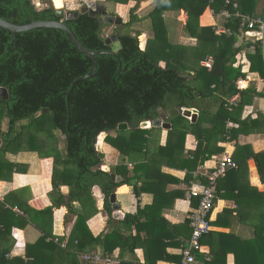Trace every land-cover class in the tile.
<instances>
[{
	"label": "trees",
	"instance_id": "16d2710c",
	"mask_svg": "<svg viewBox=\"0 0 264 264\" xmlns=\"http://www.w3.org/2000/svg\"><path fill=\"white\" fill-rule=\"evenodd\" d=\"M109 1L125 8L133 7L129 13L124 7L112 14L96 10L91 15L88 10L80 12L77 18L65 19L56 15L50 0H40L41 7L33 0H0L2 19L18 25L38 20H62L84 47L106 52L96 56L94 76L74 84L67 106L66 94L76 78L90 72V58L82 54L60 29L39 27L18 32L10 45L13 33L0 28V88L8 92L7 99L0 98V111L3 110V114L8 117V130L0 134L3 135V141L7 143L15 139L14 131L20 121L32 126L41 125L43 118H48L49 132L58 131L64 136L62 152L58 151L55 162L65 170L70 166L73 172H62L66 178L63 175L58 182L52 178L54 188L68 185V193H60L52 208L39 211L36 215L29 209H24L23 215H18L0 201V224L6 227L5 231L0 232V264L43 263L48 245L52 242L47 241L51 232H44L34 244L28 246L24 257L10 256L12 227L24 226L28 219L32 220L35 216H51L52 209L62 205L67 208V213H74L75 202L78 203L77 217L67 246L84 250L88 244L87 236L94 243L99 242L100 238H94L86 226V221L98 212L92 188L99 186L104 195V211L111 216L113 209L110 195L120 184L129 182L126 173L121 171L125 169L122 164L110 171L99 168L102 160L96 150V142L101 133H106L104 141L117 148L122 158L135 161L134 173L138 174L147 154H141L142 157L134 154L143 149L148 150L152 131L158 137L161 133L160 128L142 129L140 124L159 119L164 114L171 128L167 131L166 148L158 149L173 155L177 147L183 151L188 133L194 135L197 144L195 150L189 152L192 159H182L183 166L191 172L210 156L212 139H228L232 129H227V121H236L234 113L241 112L245 105V94L249 89H237L236 80L244 74L239 67H233L236 55L242 49L237 46L238 37L245 35V30L240 28L239 19L232 16L225 23L230 34L218 35L212 26L200 24V16L207 8L214 15L223 9L231 13L238 11L256 15L260 11L257 8L259 0H235L237 8L226 0H153L151 10L143 17L138 15L137 10L144 0ZM181 10L187 13L184 32L196 40L195 46H184L169 40L164 14ZM106 15H118L122 19V23L115 25L112 32L118 43L115 51L117 58L110 53L111 43H106L109 37L104 34L107 24L103 22V17ZM144 20H148L152 36L146 40L144 48H140L142 31L134 29V26ZM249 46L253 47V52L246 53L250 62L249 70L263 71L261 42L252 41L247 44ZM208 56L213 59L210 69L200 65V61ZM160 62H164V66ZM235 95L239 96V100L233 102L235 112L232 113L227 106L228 100ZM44 108H48L49 112L37 115ZM184 108L198 110L196 122L182 115ZM120 123H127L128 128L118 129ZM21 129L22 126L20 132ZM111 132L116 134L112 136ZM173 138L180 139L181 143L173 142ZM0 151L5 152V146ZM252 155L264 181L261 160L264 153ZM113 171L121 174L123 179L113 181ZM139 179L143 186L145 180ZM205 184L206 179L201 186ZM142 186L139 189L134 187V192L139 194ZM217 189L218 182L216 193ZM66 197L69 198L67 202ZM131 218L134 216H125L126 220ZM108 236L112 237L114 233L105 234V237ZM252 239L251 246L257 252L260 249L259 254L264 258V224L257 229Z\"/></svg>",
	"mask_w": 264,
	"mask_h": 264
},
{
	"label": "crops",
	"instance_id": "0c3cea01",
	"mask_svg": "<svg viewBox=\"0 0 264 264\" xmlns=\"http://www.w3.org/2000/svg\"><path fill=\"white\" fill-rule=\"evenodd\" d=\"M91 1H95V4L90 2L92 8L89 6L93 11H101L98 6L100 1L109 4L105 10L109 9L116 13L119 12L121 5L109 0ZM63 2L65 7L67 1L63 0ZM140 4L143 5L140 7H145L142 14H139L143 17L151 10L153 0H146ZM73 5L72 1L71 6L67 7L68 10L76 11ZM258 5L257 8L261 10V16L264 18V0H259ZM181 11H168L164 14L169 40L172 43H175L171 40L172 20L167 17L169 13L174 12L175 20L179 22L177 16ZM141 22L148 23V20L139 23ZM185 22L179 23L184 26ZM200 24L213 27L217 24L220 28L225 27L224 19L219 14L214 16L210 8L200 16ZM134 29L138 30L136 26ZM147 32L148 30L143 29L139 37L140 40L145 37L144 46L150 33ZM251 39L243 34L239 35L237 46H241L242 49L233 63V67H239L244 74L236 80L237 89H249L245 94V105L241 112L234 113L233 102L239 100V96L235 95L228 100L227 109L236 117V121H227V129H232V133L227 136L226 141L212 139L209 146L210 156L199 163L196 169L189 172L182 162L186 157L192 159L189 152L194 151L197 144L194 135L188 133L183 151L177 147L173 155L171 152H161L158 149V147L166 148L167 131L171 128V123L166 118L163 119L165 126L155 127L161 129L160 137L152 131L148 150L143 149L134 154L139 157L143 156L141 154H147V158L137 171L138 174L134 173L135 161L127 157L122 158L117 148L104 141L106 133L103 132L101 140V134L97 139L100 145L96 142V150L103 155L99 168L107 167L110 171L118 164H122L125 169L121 171L126 173L129 182L120 184L116 188L115 202L119 204V209L116 210L112 206L111 216L104 211V195L99 186L95 185L92 188L98 212L86 221V226L94 238H100L99 242L94 243L87 236L88 244L84 250L67 246L77 217L78 203L75 202L74 213H67V208L62 205L53 208L51 216L48 214L35 216L32 220L28 219L24 226L12 227L10 256L24 257L28 246L34 244L44 232H51L47 241L52 242L49 243L47 255L41 264H179L181 251L191 233L189 216L197 207L199 200V196H192L190 192L192 189L199 191L204 184V174L210 172L218 160L229 154L237 167L228 170L224 177L218 179L217 196L210 216L212 228L201 238V250L192 264H264V258L259 254L260 249L257 252L251 246V240L256 236L257 229L264 224V181L259 175L252 155L257 152L264 153V70L261 72L249 70L250 62L246 53L253 52L252 46L247 47L249 42L254 41ZM177 44L195 46L196 40L187 36L185 43ZM140 48H142L141 41ZM206 59L200 61L201 66H204L203 62ZM238 81L241 82V87L238 86ZM185 109L190 110L189 115H183ZM182 115L189 121L196 122L199 112L194 108H184ZM20 122L14 131L15 139L6 143V140L3 141V135H0V149L3 146L6 148L5 152L0 151V201L18 215H23L24 209H29L33 215H36L39 211L52 208L54 200L60 193L64 195L68 193V185L54 188L52 178L58 182L63 175L64 179L66 178L62 172H73L70 166L65 170L54 159L57 153L62 152L63 135L58 131H52L53 133L48 134L47 138L39 129L34 136L40 137V140L37 142L32 140L28 145L17 144L22 138ZM152 127L154 126L142 129ZM7 130L8 117L2 110L0 134ZM115 134L111 132L112 136ZM172 141L181 143L180 139L176 138ZM261 160L264 171V158ZM102 170L106 171V169ZM111 173L116 176V180L113 181L118 182L123 179L116 171ZM139 178L145 180L143 186ZM141 186L139 194H136L134 187L139 189ZM68 200L69 198L66 197L65 202ZM126 215L134 218L126 220ZM2 230L5 231L6 227L0 224V232ZM110 232H113L114 236L105 237V234ZM87 252H97L102 257H110L111 260L109 262L83 260L82 254Z\"/></svg>",
	"mask_w": 264,
	"mask_h": 264
},
{
	"label": "built area",
	"instance_id": "2783aa9c",
	"mask_svg": "<svg viewBox=\"0 0 264 264\" xmlns=\"http://www.w3.org/2000/svg\"><path fill=\"white\" fill-rule=\"evenodd\" d=\"M227 3H233V7L237 8L235 0H226ZM212 11V10H211ZM213 14V12H212ZM214 15V14H213ZM218 15V14H217ZM219 15L224 19L225 23L232 16L236 17L240 21V28L245 30V35L253 34L255 36L254 41H260L262 47H264V18L260 15H249L243 14L238 11L231 13L227 9H223L219 12ZM216 16V15H214ZM179 22H185L187 20V15L185 12L181 11L177 16ZM213 27V26H212ZM216 34L228 33L230 30L226 27L220 28L217 24L213 27ZM213 63L212 58H207L203 65L207 68H211ZM240 81H238V86L241 87ZM237 164L234 162L232 156L226 154L220 160L217 161L216 165L210 172L204 174L206 179V184L201 186L199 191L192 189L190 194L192 196H199L198 205L192 211L189 216V224L191 227V233L189 239L187 240L185 246L181 251V260L179 264H192L196 260L198 252L201 250V238L207 234L211 228V212L214 207V202L216 199V186L218 179L223 177L228 170L236 168ZM82 259L86 261L94 262H109L110 257H102L97 252H87L82 254Z\"/></svg>",
	"mask_w": 264,
	"mask_h": 264
},
{
	"label": "water",
	"instance_id": "95a60500",
	"mask_svg": "<svg viewBox=\"0 0 264 264\" xmlns=\"http://www.w3.org/2000/svg\"><path fill=\"white\" fill-rule=\"evenodd\" d=\"M51 3H52L53 7L56 10V15L57 16H63L65 19L77 18L79 16L80 12L88 11V9H83V10H79V11L65 10L64 2L59 7L54 5L53 0H51ZM94 12L95 11H93V10H89V13L91 15H94ZM103 22L105 24L120 25L122 23V19L119 16H117V15H113V16L106 15V16L103 17ZM39 27L55 28V29L62 30L68 36V38L71 40V42L74 44V46L82 54H84L87 57H89L90 60L92 61V66H91L90 72L88 74H86V75H83V76H80V77L76 78L73 81V83L71 84V87H70V89L68 90V92L66 94V103H67V106H69L68 97H69L70 91L73 88L74 84L77 81L88 79V78L94 76L95 69H96V66H97L96 56L99 55V54H102V53H106V52L105 51H92V50L84 47L78 41V39L75 37V35L72 33V31L67 27V25L62 20H59V21H56V20H38V21H33V22H30V23L18 25V24H13V23L5 20V19L0 18V28L9 30V31H11L13 33V38H12V40L10 42V45H12V42L14 40V37H15L16 33L23 32V31H28V30H31V29H34V28H39ZM106 43H111L112 51L110 53H112V55H114L117 58V56L115 55V51L118 48V43L115 42V36L113 35L111 39L107 38L106 39ZM119 67H120V64H119ZM0 98L3 99V100L8 98V92L3 87L0 88ZM193 111L196 112L195 110H193ZM48 112H49V109L48 108H44L37 115L46 114ZM189 114H190V110H186L185 109L183 111V115L184 116L185 115H189ZM195 117H196V115H194L193 118H195ZM164 118H165V116H164V114H162L161 118H159V119H156L154 121H144V122H142L140 124V127L141 128H147V127H150V126H154V127L165 126V124L163 122ZM127 126H128L127 123H120V124H118L117 128L121 130V129L127 128ZM101 135L103 137V134H101ZM97 143H98V145H100V141L99 140H98ZM98 155H99L100 158L103 157L102 153H100V152L98 153ZM102 169H106V171H109V168H107V167L106 168L102 167ZM111 179L112 180H116V176L114 174H112V173H111ZM109 200L112 203V206H113L114 209H116V210L119 209V204L115 202V194L114 193H112L110 195V199Z\"/></svg>",
	"mask_w": 264,
	"mask_h": 264
},
{
	"label": "rangeland",
	"instance_id": "374dc122",
	"mask_svg": "<svg viewBox=\"0 0 264 264\" xmlns=\"http://www.w3.org/2000/svg\"><path fill=\"white\" fill-rule=\"evenodd\" d=\"M39 1L40 0H34V2L37 4V6L41 7L42 4ZM66 1H67V3L68 2L69 3L68 4L66 3L65 9L68 10L67 7L68 6L70 7L71 4H72V1H73V4H74L73 6L76 8L75 9L76 11L83 10V9H89L90 7L92 8L93 6H90V2H92L93 4H95V1H91V0H71V1L70 0H66ZM144 1H146V0H144ZM108 5L109 4L106 1H100L98 3V6L100 7V10L102 12L105 11V13H107V14L115 13V11L113 12L112 10H109V9L105 10V7L108 6ZM119 6H120V8H123L124 7L123 5H119ZM140 6H143V5L142 4H139V6H138V10H137L138 15L139 14H142V11L145 8V7L142 8ZM132 7L131 6H129L128 8H125L124 7V9L127 10V12H128V11H131L130 9ZM89 10H91V9H89ZM256 14L261 16V10L258 11V13H256ZM167 18H169V19L172 20L171 25H170L171 40L174 41L175 43L176 42L177 43H179V42L185 43V38L187 37V34L184 32L183 25H181L179 22H177L175 20V13L174 12L173 13H169ZM135 26L140 31H143V29H144V31L149 30L147 33H149V32L150 33L148 34L147 37H148V39L151 38L152 33L150 31V27H149V24L147 22H141L139 24H136ZM114 27H115L114 24H107V26L104 28V34L107 35V36H109L108 37L109 39H111L112 36H113L112 35V32L114 30ZM178 37H180L181 39L179 38V40H178ZM248 37H250L252 39H255V36L253 34H249ZM175 38H177V39H175ZM169 39H170V37H169ZM144 40H145V37H142V39L140 40L141 41L142 48L144 46L143 45ZM160 64L162 66H164V62H160ZM20 123H21V126H22V129H21V131H22V138L17 142V144L28 145V143H30L32 140H34V142H37L38 140H40V137L34 136L35 134H37L39 132V129L42 130V134H44V136L47 137V138H48V136H47L48 134L53 133V132H49L50 131V121H49L48 118H43V121H41V123H40L41 125H39V124H33L32 126L31 125H26L27 124L26 121H22ZM53 140L55 141L56 138H54ZM32 149H34V147H32Z\"/></svg>",
	"mask_w": 264,
	"mask_h": 264
},
{
	"label": "bare ground",
	"instance_id": "6f19581e",
	"mask_svg": "<svg viewBox=\"0 0 264 264\" xmlns=\"http://www.w3.org/2000/svg\"><path fill=\"white\" fill-rule=\"evenodd\" d=\"M53 2H54V5L57 7H59L63 4V0H53ZM101 137H102V135H101ZM101 137H100V140H101Z\"/></svg>",
	"mask_w": 264,
	"mask_h": 264
}]
</instances>
